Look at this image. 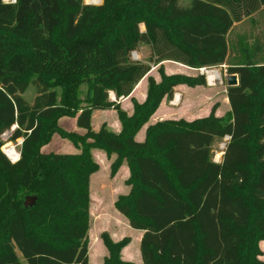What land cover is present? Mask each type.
<instances>
[{
	"label": "trees",
	"instance_id": "trees-1",
	"mask_svg": "<svg viewBox=\"0 0 264 264\" xmlns=\"http://www.w3.org/2000/svg\"><path fill=\"white\" fill-rule=\"evenodd\" d=\"M178 1L0 0V264H90L89 179L98 170L92 148L117 155L111 177L127 161L131 189L114 206L143 232L142 264H264L256 259L264 239V64L227 68L238 79L227 87L228 122L213 111L190 123L162 121L147 128L144 142L135 141L175 86L205 85L202 76L160 69L159 84L148 78L145 102L132 100L131 116L119 103L150 71L131 57L140 44L154 65L216 67L229 56L233 24L264 9V0ZM30 84L37 91L32 104L22 97ZM95 110H114L120 133L105 126L93 132ZM63 117L86 133L62 130ZM14 126L8 141H23L12 163L1 136ZM55 133L81 153H42ZM225 137L222 160L214 162L211 146ZM102 240L104 264H134L120 258L128 239Z\"/></svg>",
	"mask_w": 264,
	"mask_h": 264
},
{
	"label": "rangeland",
	"instance_id": "rangeland-1",
	"mask_svg": "<svg viewBox=\"0 0 264 264\" xmlns=\"http://www.w3.org/2000/svg\"><path fill=\"white\" fill-rule=\"evenodd\" d=\"M190 1L191 0H179L178 4L181 7H187L190 4ZM2 2L4 4H12V2L6 3L5 0H2ZM83 4L98 6V4H89L86 0H83ZM139 27L142 31L144 30L143 25H140ZM227 43L229 46V56L226 59L225 63L216 67L205 68V71H216L219 73V79L215 83H213V80L211 81L209 79L208 74H206V72L202 70V68L191 69L189 67L183 66L181 64L172 61H165L163 63L154 65L149 60V56H150L149 48L143 44L139 45L138 49L136 50L137 52H135L132 55V58L133 60L138 61L139 63L149 65L150 71L143 78L144 79L143 86L142 85H141L142 87L138 86L139 88L136 89V92L134 94L135 97L132 96L133 98L130 99L131 100L130 104H132V100H135L139 104L145 102L147 98L148 78L149 77L152 78L156 84H159L161 80L160 69L161 71H163V73L166 76L183 75L192 78L202 76L205 80V85H196L190 87L186 84H179L175 86L173 88L172 99L170 100L167 97H164L161 100L155 112L150 116L148 121L141 127V129L144 127V132H145L144 141L146 138L147 128L162 121L183 120L185 122L190 123L199 119H204L209 117L212 111L214 112L213 115L216 118L222 119L224 122L229 121V117H228L229 108L226 107V89L228 87L226 81L228 76L227 68L230 65L240 63L245 60H248L251 64L254 65L264 64V9L252 14L250 17L243 18L240 22L235 23L232 26L227 36ZM245 46L247 47L249 52H247V50L244 49ZM245 56H247V59H244ZM141 91L145 92V98L143 102H140L143 97V93H140ZM85 92H86V86L85 85L81 86L79 93L80 94L79 97L81 99L85 97ZM36 95H37V91L35 86L30 84L27 90L25 91V93L22 94V97L27 102L32 104ZM177 96L180 101L179 100L177 101ZM109 97L111 100L114 99V95L112 93H110ZM128 107H130V105H128ZM121 109L127 114V112L123 108ZM132 109H133V104H132ZM132 114L133 111L131 115ZM131 115L127 114V116H131ZM114 117L118 119L117 113L115 114V116L114 114H112L111 118L114 119ZM73 119L75 118H69V117L60 118L58 120V126L66 132L76 133L78 135H84L86 132L79 133L73 131V129H75L74 122H72ZM95 125L96 122H94V126ZM102 126H105L106 128V124H103ZM95 129L97 130L96 126ZM141 132H143V129L141 130ZM11 133L12 131L10 130L9 132H5L1 136V140L3 142L1 151H3L5 145L10 144L15 147L17 153L20 156L22 139H18L14 142L8 141V139L11 136ZM228 140L229 139L225 137L224 139H218L214 141V143L212 144L211 154H212V160L214 162L217 163L221 162L223 151L225 149V145L228 142ZM88 142H90V140H88ZM80 148H81L80 145L77 148L74 146V144L71 141L62 138L59 134L55 133L52 135L50 141L41 148V152L45 154H51V153L75 154L79 152L81 153ZM92 150H99L101 152L94 153L93 156L91 153ZM90 153L93 161L98 165V170L96 171L98 172V174L93 176V174H95L96 172L93 173L89 179V201H90L89 202L90 226L88 231L89 263L104 264L105 259L109 257V251L103 243L102 234L108 235L111 241L114 243H118L123 239H128L129 240L128 244L125 247H123L120 251L121 260L124 262H129V261H125V259H130L129 257H132L133 260H135L136 257L139 256L138 261L142 263L140 248H139L140 239L138 238L140 231L130 228L126 218H124L116 210L114 206L115 202L120 196H126L129 194L128 193L124 195L119 191L120 190L119 187H121L119 183L122 182L120 184H126V181L129 178L128 177L124 181V174L122 172H119L123 163L127 165V161L123 159L116 174L111 177V167L113 163L117 160V155L111 154L110 156H107L105 151L98 148H92L90 150ZM118 172L119 175L116 177ZM129 176H130V172H129ZM126 186H129V188L131 189L130 185L126 184ZM257 249L259 251V254L256 256V259L260 261H264V239L258 241ZM122 252H124V254H122Z\"/></svg>",
	"mask_w": 264,
	"mask_h": 264
},
{
	"label": "crops",
	"instance_id": "crops-1",
	"mask_svg": "<svg viewBox=\"0 0 264 264\" xmlns=\"http://www.w3.org/2000/svg\"><path fill=\"white\" fill-rule=\"evenodd\" d=\"M237 23V22H236ZM235 24V23H234ZM233 24V25H234ZM230 32V31H229ZM229 34V33H228ZM228 36V35H227ZM165 62V61H164ZM172 62H174V61H172ZM163 63V62H162ZM177 63V62H176ZM178 64H180V63H178ZM181 65H183V64H181ZM183 66H185V65H183ZM187 67V66H186ZM144 79H142L135 87H134V89L132 90V92H131V94L128 96V97H126V98H121L120 100H119V103H120V106H121V108H123L126 112H127V114L128 115H131V113H132V111H133V109H132V104H130L131 102V98H133L132 96H134L135 97V92H136V89L137 88H139L138 86H143V81ZM141 86V87H142ZM145 92H146V90H145ZM145 92H140V93H143V97H142V99H141V101L140 102H143V100H144V98H145ZM113 94V93H112ZM114 95V94H113ZM179 95V94H178ZM113 100H115V96H114V99ZM180 101V100H179ZM128 105H130V107H128ZM226 107L227 108H229L228 110L230 111V105H229V102H228V99H227V89H226ZM98 112H100V113H98ZM102 112V113H101ZM112 114H114V116H115V114H116V112L114 111V110H95V111H93V113H92V117H91V129H92V131H94L95 133L96 132H98L99 130H100V128L102 127V125L103 124H106V128H107V130H109V131H112V132H114V133H119L120 132V130H121V125H120V123H119V121H118V119H116L115 117H114V119L113 118H111V116H112ZM72 122H74V128L75 129H73V131H76V132H79V133H84L85 132V130L84 129H81V128H78L77 127V125H76V119H73L72 120ZM94 122H96V127H97V130L95 129V126H94ZM143 129V132H141V130ZM137 134H136V136H135V141L136 142H143L144 141V137H145V132H144V127L142 128ZM99 152H101V151H99V150H92L91 151V153H92V155L94 156V153H99ZM80 153V152H79ZM79 153H75V154H79ZM56 154H73V153H56ZM119 172H122L123 174H124V181L129 177V171H128V167H127V165L125 164V163H123L122 164V166H121V168H120V170H119ZM119 172H118V174L116 175V177L119 175ZM98 174V172H96L95 174H93V176H95V175H97ZM121 174V173H120ZM124 181H123V183H124ZM120 183H122V182H120ZM119 183V185H121V187H119V191L121 192V193H123L124 195L125 194H128L129 193V191H130V188H129V186H126V184H120ZM125 185V186H124ZM142 234H143V232L142 231H140L139 232V239H141V237H142ZM122 254H124V252H122ZM130 259H125V261H129V262H132V263H135V264H142V263H140L138 260H139V256H137L136 257V259L135 260H133V258L132 257H129ZM124 260V259H123Z\"/></svg>",
	"mask_w": 264,
	"mask_h": 264
},
{
	"label": "bare ground",
	"instance_id": "bare-ground-1",
	"mask_svg": "<svg viewBox=\"0 0 264 264\" xmlns=\"http://www.w3.org/2000/svg\"><path fill=\"white\" fill-rule=\"evenodd\" d=\"M89 4H101L102 0H86ZM209 79L212 81H217L219 79V73L216 71H207ZM212 85V84H210ZM177 96V101H178ZM3 151L5 155L12 161L15 162L18 160L19 154L17 153L15 147L13 145L7 144L4 146Z\"/></svg>",
	"mask_w": 264,
	"mask_h": 264
},
{
	"label": "water",
	"instance_id": "water-1",
	"mask_svg": "<svg viewBox=\"0 0 264 264\" xmlns=\"http://www.w3.org/2000/svg\"><path fill=\"white\" fill-rule=\"evenodd\" d=\"M86 5H88V4H86ZM226 81H227V86L228 87H232V86H237L238 85V79H237V76L236 75H228L227 76V79H226ZM15 128H17V126H14L12 129H11V131L13 132L14 130H15ZM22 141L23 140H21V143H22ZM3 152V151H2ZM224 154V153H223ZM6 156V155H5ZM33 203H34V198H27L26 199V202H25V204L27 205V206H31V205H33Z\"/></svg>",
	"mask_w": 264,
	"mask_h": 264
},
{
	"label": "built area",
	"instance_id": "built-area-1",
	"mask_svg": "<svg viewBox=\"0 0 264 264\" xmlns=\"http://www.w3.org/2000/svg\"><path fill=\"white\" fill-rule=\"evenodd\" d=\"M5 2L7 3V2H12V4H14L15 2H16V0H5ZM135 52H132V54H131V57H132V55L134 54ZM133 59V58H132ZM202 70H204L205 71V68H202ZM206 72V74H207V71H205ZM216 81H213V83H215ZM226 138H228L229 139V137H226Z\"/></svg>",
	"mask_w": 264,
	"mask_h": 264
}]
</instances>
